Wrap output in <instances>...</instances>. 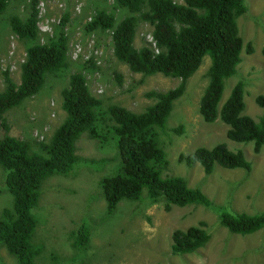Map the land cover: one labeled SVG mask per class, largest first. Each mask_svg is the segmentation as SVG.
<instances>
[{
  "label": "rangeland",
  "instance_id": "rangeland-1",
  "mask_svg": "<svg viewBox=\"0 0 264 264\" xmlns=\"http://www.w3.org/2000/svg\"><path fill=\"white\" fill-rule=\"evenodd\" d=\"M182 4L183 0H174ZM33 0H12L0 14V92L5 89L4 71L21 81V66L29 42L20 40L11 30L13 16L26 18ZM247 12L238 25L246 49L237 74L227 81L224 100L238 83L245 85V114L258 120L264 115V0H245ZM115 14L116 20L127 16L113 1L105 0H38L39 38L45 44L65 20L69 39V68L60 77L51 75L41 92L20 107L7 113L10 134L29 142L34 149L49 143L55 131L66 120L62 92L69 86L70 76L82 71L91 93L102 100L105 108L113 105L141 113L154 103L147 93L176 88L181 81L161 74L146 77L133 73L114 56L111 31L89 32L87 25L97 10ZM153 28L140 23L135 46L154 49ZM93 64V67L90 65ZM210 58L187 81L184 95L175 103L164 134L169 166L164 177H183L191 188L202 190L217 206L235 213L255 215L264 212V147L259 153L253 143H236L228 138L229 127L222 123H206L199 112L200 100L209 82ZM173 129L180 132L173 133ZM102 143L85 133L77 143L80 163L68 176H53L42 187L38 206L33 210L38 220L34 241L43 251L36 264H264V230L253 235L229 233L219 222L218 214L201 206L173 207L163 203L122 202L112 214L100 187L101 180L121 164L112 137ZM225 144L233 152L242 151L251 170H228L216 167L210 175L200 164L193 167L181 163L180 155L193 153L200 147ZM13 196L5 184L0 167V214L13 209ZM208 224L209 243L199 251L183 256L172 254V235L176 230ZM90 228L87 247L73 246L72 236L82 225ZM0 264H18L16 258L0 245Z\"/></svg>",
  "mask_w": 264,
  "mask_h": 264
},
{
  "label": "trees",
  "instance_id": "trees-1",
  "mask_svg": "<svg viewBox=\"0 0 264 264\" xmlns=\"http://www.w3.org/2000/svg\"><path fill=\"white\" fill-rule=\"evenodd\" d=\"M12 0H0L3 14ZM113 1L127 16L116 20L113 12L97 10L87 25L89 32L111 31L116 59L136 74L146 77L161 74L179 79L181 83L164 92L147 93L154 103L141 113L113 105L105 108L88 86L85 74H72L69 86L62 92L63 109L67 115L49 143L41 142L34 149L29 142L10 134L7 113L38 95L51 75L60 77L69 68V39L65 20L45 44L39 38L38 0H33L26 18L13 16L10 27L23 41L29 42L17 84L10 71H4L5 89L0 92V167L5 184L13 196V209L0 214V245L13 255L18 264H36L43 249L34 241L38 220L33 210L38 206L43 184L53 176H68L81 158L77 143L89 133L102 143L112 137L121 164L100 182L101 192L112 215L124 202L163 203L173 207L201 206L218 214L220 225L234 235L249 236L264 230V212L250 215L235 213L215 205L198 188H191L179 176L164 177L169 166L164 134L175 103L184 95L187 81L210 58L209 82L200 100L199 112L209 124L222 122L229 127L228 138L236 143H253L259 153L264 147V115L258 120L245 114V85L238 82L224 100L226 83L233 78L242 62L244 47L238 20L246 14L245 0H105ZM140 23L153 28L154 49L135 46ZM93 67V64L90 65ZM258 103L264 106V98ZM173 133L179 132L173 129ZM180 134L182 129H180ZM108 137V138H109ZM181 163L193 167L200 164L210 175L216 167L250 171L251 165L242 151L233 152L225 144L200 147L188 155H180ZM208 224L200 222L172 235L173 255H189L204 248L210 241ZM73 246L87 247L90 228L82 225L72 236Z\"/></svg>",
  "mask_w": 264,
  "mask_h": 264
}]
</instances>
